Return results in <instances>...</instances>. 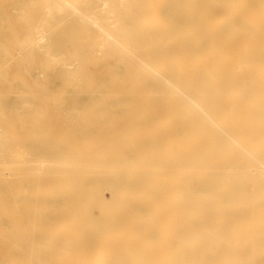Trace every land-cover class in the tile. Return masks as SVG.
I'll return each instance as SVG.
<instances>
[{"label": "bare ground", "instance_id": "bare-ground-1", "mask_svg": "<svg viewBox=\"0 0 264 264\" xmlns=\"http://www.w3.org/2000/svg\"><path fill=\"white\" fill-rule=\"evenodd\" d=\"M0 233V264H264V0H0Z\"/></svg>", "mask_w": 264, "mask_h": 264}, {"label": "rangeland", "instance_id": "rangeland-1", "mask_svg": "<svg viewBox=\"0 0 264 264\" xmlns=\"http://www.w3.org/2000/svg\"><path fill=\"white\" fill-rule=\"evenodd\" d=\"M4 235H5V236H4ZM4 235H2V238H5V237L8 236V235L6 236V234H4ZM12 235H13V234H12ZM12 235H11V236H12ZM14 235H15V234H14ZM16 235H17V234H16ZM0 236H1V233H0ZM19 236H21V235L19 234L18 237H19ZM15 237H16V236H15ZM0 238H1V237H0ZM0 241H1V240H0ZM1 242H2V241H1ZM1 242H0V243H1ZM3 242L7 244L8 241H5V240H4ZM3 242H2L3 245L0 244V245L2 246V247L0 246V247L2 248V249H0V251H1V252H0V257H1L2 255H3V256H6V253L9 254V251H10V254L15 253V252H12V251H15V249H14L15 247H14V246L11 247V245H10L9 243H11V244L14 243V244L16 245V242H11V241H10V242L8 243V244H9V247H11L10 250H9V248H6L7 246H6V244L4 245ZM5 246H6V247H5ZM19 247H21V249H20L21 251H23L22 248H24V249H25V248H28V249H25V250L23 251L24 254H23L22 252H20V255L22 256V258H23V257H28L29 255L26 254V255H28V256H26V255H25V252H26V251L29 252V247H25L24 245L19 246ZM5 248H6V249H5ZM30 248H31V247H30ZM2 250H3V251H2ZM4 250H5L6 253L4 252ZM31 250H32V248H31ZM31 250H30V251H31ZM27 252H26V253H27ZM10 254H9V255H10ZM6 257H7V256H6ZM9 257H12V255L9 256Z\"/></svg>", "mask_w": 264, "mask_h": 264}]
</instances>
